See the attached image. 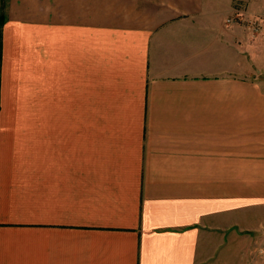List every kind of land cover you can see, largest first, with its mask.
I'll return each instance as SVG.
<instances>
[{"label":"crops","instance_id":"obj_1","mask_svg":"<svg viewBox=\"0 0 264 264\" xmlns=\"http://www.w3.org/2000/svg\"><path fill=\"white\" fill-rule=\"evenodd\" d=\"M0 264H264V0H0Z\"/></svg>","mask_w":264,"mask_h":264}]
</instances>
